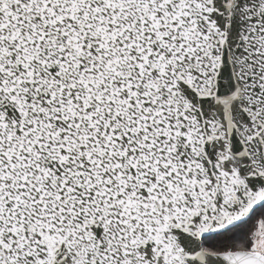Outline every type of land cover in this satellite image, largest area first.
<instances>
[{
  "label": "snow or ice",
  "instance_id": "obj_1",
  "mask_svg": "<svg viewBox=\"0 0 264 264\" xmlns=\"http://www.w3.org/2000/svg\"><path fill=\"white\" fill-rule=\"evenodd\" d=\"M0 264H264V0H0Z\"/></svg>",
  "mask_w": 264,
  "mask_h": 264
}]
</instances>
